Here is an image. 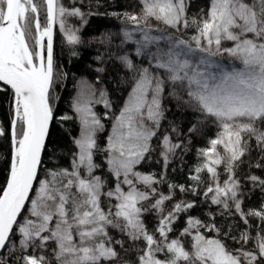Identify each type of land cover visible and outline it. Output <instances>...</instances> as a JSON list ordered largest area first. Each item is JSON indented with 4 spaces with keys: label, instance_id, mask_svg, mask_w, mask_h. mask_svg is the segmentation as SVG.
<instances>
[{
    "label": "snow or ice",
    "instance_id": "snow-or-ice-1",
    "mask_svg": "<svg viewBox=\"0 0 264 264\" xmlns=\"http://www.w3.org/2000/svg\"><path fill=\"white\" fill-rule=\"evenodd\" d=\"M139 4V12L122 14L131 27L115 54L131 91L118 114L104 113L111 134L101 144L105 125L94 108L111 109L106 89L79 81L74 115H57L53 25L77 45L79 29L67 21L86 13L61 0H0V92L10 95L9 124L0 127L10 142L0 185V264H264V202L245 208L250 193L264 194V176L251 171H264V0H208L192 16L190 0ZM224 55L240 67L217 59ZM169 98L218 129L197 150L192 183L168 180L198 131L192 125L185 139L174 123L164 127ZM67 120L79 126L75 151L68 167L49 168L52 126ZM154 153L160 172L142 171ZM101 155L107 179L97 174Z\"/></svg>",
    "mask_w": 264,
    "mask_h": 264
},
{
    "label": "trees",
    "instance_id": "trees-1",
    "mask_svg": "<svg viewBox=\"0 0 264 264\" xmlns=\"http://www.w3.org/2000/svg\"><path fill=\"white\" fill-rule=\"evenodd\" d=\"M66 0H64L65 2ZM130 0H79L70 5L80 7L82 12L86 13L84 19L72 17L70 20L75 23L79 22L78 35L81 43L77 45H69L66 40L57 31L53 37L54 51V72L56 74V95L60 97L57 103V115L69 114L72 112V102L76 90V83L79 77H85L94 83L97 87L106 89L111 109L107 112L117 114L123 105L125 97L130 93L131 78L126 75L127 70L120 65L116 59V52L122 39V14L129 12ZM39 2V0H38ZM208 0H190L188 9L189 16L195 15L201 8L207 6ZM91 13V14H89ZM113 13L120 15H113ZM43 11L40 14V22L43 25L46 21ZM193 30L188 29L186 34L192 35ZM33 36L35 28H32ZM111 34V42L106 37ZM30 45L34 44V39L29 37ZM127 47V45L125 46ZM134 52V49H129ZM75 53V55L73 54ZM101 57V59H97ZM227 62L228 56L218 57ZM98 68H103V72H98ZM97 77L100 82L97 83ZM9 102L10 95L6 92H0V127H6L9 124ZM165 105L170 106L171 110L167 112V120L164 121V127H168L174 123L185 135L187 139V130L192 125H197L198 131L192 135L189 151L185 154L184 159H176L168 169V180L177 184L192 183L188 180L189 170L198 162L197 150L207 147L208 140L215 136L217 126L211 121H205L200 113L195 112L191 107L178 103L175 99H166ZM96 112L105 125L104 130L98 134V142L104 144L106 142L107 133L111 127V118L105 119L106 112L103 105H97ZM163 130V129H162ZM79 126L75 120H67L57 122L52 126L51 136L48 144V153L45 155V164L51 168L53 165L69 166L72 152L75 151L73 138L78 135ZM10 152V142L6 137H0V185H3L7 178L8 154ZM55 154L54 159L49 156ZM255 156V153H253ZM158 159L154 153L151 161H145L141 166L144 172H160V164L156 162ZM101 164V169L97 170V174L107 179V167L104 157L101 155L96 161ZM248 169L245 167L244 171ZM253 173L264 176V171L253 168ZM206 176V174H205ZM162 190L167 192V186H162ZM180 194L178 193V196ZM250 198L245 200V208H258L264 202V194L255 191L249 194ZM191 199V194H188ZM206 209L197 208L193 210V215H198ZM25 213H23L24 216ZM22 216V217H23ZM22 217L20 219H22ZM146 221L151 228L155 221L152 216H147ZM183 219L176 225L177 232L183 227ZM252 223L256 221L253 218ZM112 234L119 238V233L112 230ZM18 235L13 237V242L18 240ZM6 254V253H1ZM19 254V253H18ZM132 255V254H129ZM52 256V253L49 254Z\"/></svg>",
    "mask_w": 264,
    "mask_h": 264
},
{
    "label": "rangeland",
    "instance_id": "rangeland-1",
    "mask_svg": "<svg viewBox=\"0 0 264 264\" xmlns=\"http://www.w3.org/2000/svg\"><path fill=\"white\" fill-rule=\"evenodd\" d=\"M76 1H79V0H66L65 2H64V0H61V2L66 6V7H72V5H70V3H74V2H76ZM130 3H129V8H128V10H129V12L128 13H137V12H139V10H140V4H139V0H130L129 1ZM72 17H69L68 18V24L69 25H71V26H74V27H76V28H78L79 29V26H80V24H79V22H75V23H73L70 19H71ZM131 27V25L127 22V21H123L122 22V25H121V28H122V30L123 29H125V28H130ZM54 30L55 31H57V32H59L60 34H61V36L64 38V35H63V33L60 31V29H59V25L58 24H55V26H54ZM186 36H188V37H190L191 35L190 34H186ZM65 39V38H64ZM225 46H229L227 43L225 44ZM133 49H134V47H133ZM224 56H227V55H224ZM230 58V57H229ZM217 59L218 60H220L223 64H225L226 66H231L233 63L235 64V66L236 67H240V65H239V62H233L232 60H231V58L229 59V60H227V62H225V61H223V60H221V59H219L218 57H217ZM81 80H85V81H88L89 83H92L89 79L87 80L85 77H79L78 78V80H77V85H76V90H75V93H74V95L76 96V94H77V91L79 90V87H80V85H79V81H81ZM96 88H102V87H97L94 83H92ZM131 91V90H130ZM74 96V97H75ZM128 96H129V94L125 97V99H124V101H123V105L126 103V101H127V99H128ZM74 99V98H73ZM101 105H103V103H100ZM100 104H98V105H100ZM123 105H122V107H123ZM104 106V105H103ZM96 107H97V105L95 106V108H94V111H96ZM121 107V108H122ZM120 108V109H121ZM120 109H119V111H120ZM106 111L108 110V109H105ZM119 111H118V113H119ZM117 113V114H118ZM111 123H112V121H111ZM111 134V127L109 128V130H108V133H107V136L108 135H110ZM25 214H24V216H26V215H28V213L27 212H24ZM23 218V217H22ZM152 219H154L153 217H152ZM22 220V219H21ZM15 244H16V247L18 248L19 247V244H18V240L15 242ZM54 247V245H50L49 246V248L46 250V254L49 256V254L50 253H52V248ZM50 258H51V256H49Z\"/></svg>",
    "mask_w": 264,
    "mask_h": 264
},
{
    "label": "water",
    "instance_id": "water-1",
    "mask_svg": "<svg viewBox=\"0 0 264 264\" xmlns=\"http://www.w3.org/2000/svg\"><path fill=\"white\" fill-rule=\"evenodd\" d=\"M46 21V20H45ZM54 26H55V24L53 25V37H54ZM44 43H45V45H46V38H45V41H44ZM54 43V42H53ZM6 182V181H5ZM1 254V253H0Z\"/></svg>",
    "mask_w": 264,
    "mask_h": 264
}]
</instances>
